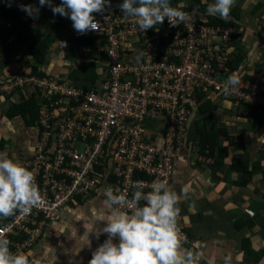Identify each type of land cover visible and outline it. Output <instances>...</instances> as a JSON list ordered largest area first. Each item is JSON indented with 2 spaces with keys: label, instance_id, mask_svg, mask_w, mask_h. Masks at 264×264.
<instances>
[{
  "label": "built area",
  "instance_id": "built-area-1",
  "mask_svg": "<svg viewBox=\"0 0 264 264\" xmlns=\"http://www.w3.org/2000/svg\"><path fill=\"white\" fill-rule=\"evenodd\" d=\"M113 1L92 13L97 27L83 33L102 36L106 60L99 81L85 87L34 74L0 81L2 96L31 89L39 98L34 152L22 164L33 171L41 198L30 212L0 224V238L15 253L36 244L78 198L102 200L109 185L130 196L136 180L158 177L170 184L199 96L264 111V70L225 91L231 47L243 36L239 28L192 16L174 27L165 18L143 32L134 17L121 15V0ZM156 119L165 121L160 144L146 134V124ZM176 226L188 244L184 226Z\"/></svg>",
  "mask_w": 264,
  "mask_h": 264
},
{
  "label": "crops",
  "instance_id": "crops-1",
  "mask_svg": "<svg viewBox=\"0 0 264 264\" xmlns=\"http://www.w3.org/2000/svg\"><path fill=\"white\" fill-rule=\"evenodd\" d=\"M60 2L52 0L53 5ZM169 2L188 9L208 25H229L243 31L230 55L232 61L240 60L238 78L249 79L264 70V0H233L227 19L205 15L209 0ZM24 4L38 12L27 15L19 7ZM112 5L113 0L105 8ZM71 23L67 16L53 15L50 6L39 5L37 0H0V81L20 74L59 77L85 85L99 81L106 60L102 36L78 34ZM85 64L92 66L93 79L78 82L70 78ZM31 96V89L0 95V151L14 155L20 163L34 152L37 120L28 126L24 117L8 113L10 106ZM145 127L149 139L163 141L164 119L149 121ZM184 143L170 183L177 192L182 186L189 189L177 205L176 222L184 226L190 240L183 247L200 253L198 264H264V111L202 96L191 113ZM101 201L78 198L23 254L33 264H88L91 252L106 234L97 238L89 233V245L78 250L71 233L79 236L92 229L86 218L101 208ZM6 219H0V224ZM45 244L52 247L47 253Z\"/></svg>",
  "mask_w": 264,
  "mask_h": 264
},
{
  "label": "clouds",
  "instance_id": "clouds-1",
  "mask_svg": "<svg viewBox=\"0 0 264 264\" xmlns=\"http://www.w3.org/2000/svg\"><path fill=\"white\" fill-rule=\"evenodd\" d=\"M37 3L50 6L53 15L67 16L71 27L83 34L96 29L97 20L92 13L102 12L111 0H61L56 5L52 0H37ZM232 5L233 0H209L204 13L227 19ZM19 7L29 16L38 12L31 5ZM118 8L123 17H134L143 32L165 18L170 27L192 19L191 12L172 6L169 0H121ZM238 83V73L229 72L225 91ZM146 183L148 190H144ZM131 189L129 196L115 185L104 187L101 208L86 218L92 229L79 236L75 231L71 233L78 250L89 245V233L97 238L106 234L103 242L91 252L88 264H198L200 253L183 247L184 237L176 226L177 205L186 198L187 186L177 192L167 181L157 177L149 182L133 181ZM40 198L33 171L14 155L0 151V219L30 212ZM141 201L143 203H139ZM9 243L7 238H0V264H33L26 255L11 251ZM51 248L45 244L44 251L47 253Z\"/></svg>",
  "mask_w": 264,
  "mask_h": 264
},
{
  "label": "trees",
  "instance_id": "trees-1",
  "mask_svg": "<svg viewBox=\"0 0 264 264\" xmlns=\"http://www.w3.org/2000/svg\"><path fill=\"white\" fill-rule=\"evenodd\" d=\"M239 66H240V60L232 61L230 58L229 66H228L229 70L233 69L236 71V68H239ZM70 78L78 80V82H81L82 79H87V78L93 79L94 75L92 71V66L90 64L82 65L80 68L76 69L73 73L70 74ZM82 85L85 87L87 86L85 84ZM199 99L201 100L202 96H200ZM8 114L10 117H14L16 115L22 116L26 119V123L28 126H33V123L36 120L38 121V117H39L38 102H36V99L32 96L26 97L19 104L10 106ZM8 217L5 221L8 220Z\"/></svg>",
  "mask_w": 264,
  "mask_h": 264
}]
</instances>
